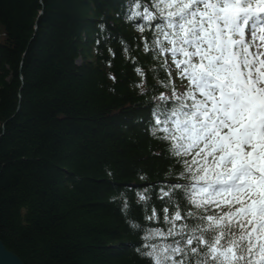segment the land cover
Wrapping results in <instances>:
<instances>
[{"label": "trees", "instance_id": "trees-1", "mask_svg": "<svg viewBox=\"0 0 264 264\" xmlns=\"http://www.w3.org/2000/svg\"><path fill=\"white\" fill-rule=\"evenodd\" d=\"M125 5L0 0V240L24 264H144L120 193L155 226L140 186L165 178V162L134 84L151 65L123 50L140 35Z\"/></svg>", "mask_w": 264, "mask_h": 264}, {"label": "snow or ice", "instance_id": "snow-or-ice-1", "mask_svg": "<svg viewBox=\"0 0 264 264\" xmlns=\"http://www.w3.org/2000/svg\"><path fill=\"white\" fill-rule=\"evenodd\" d=\"M119 15L140 33L123 49L130 61L143 53L151 65V76L135 68L134 84L151 96L146 124L165 162V178L140 186L155 226L133 218L120 193L140 230L138 255L144 264H264V0H126Z\"/></svg>", "mask_w": 264, "mask_h": 264}, {"label": "water", "instance_id": "water-1", "mask_svg": "<svg viewBox=\"0 0 264 264\" xmlns=\"http://www.w3.org/2000/svg\"><path fill=\"white\" fill-rule=\"evenodd\" d=\"M0 264H24L13 252L9 251L0 240Z\"/></svg>", "mask_w": 264, "mask_h": 264}]
</instances>
